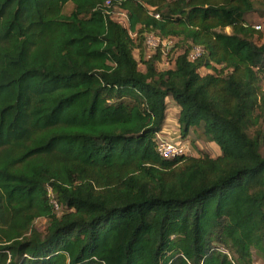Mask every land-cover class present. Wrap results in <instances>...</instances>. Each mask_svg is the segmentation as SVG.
Segmentation results:
<instances>
[{"label":"trees","instance_id":"trees-1","mask_svg":"<svg viewBox=\"0 0 264 264\" xmlns=\"http://www.w3.org/2000/svg\"><path fill=\"white\" fill-rule=\"evenodd\" d=\"M107 1L0 0V264H264V0Z\"/></svg>","mask_w":264,"mask_h":264},{"label":"rangeland","instance_id":"rangeland-1","mask_svg":"<svg viewBox=\"0 0 264 264\" xmlns=\"http://www.w3.org/2000/svg\"><path fill=\"white\" fill-rule=\"evenodd\" d=\"M72 10V5H69L65 12L66 13H69L71 12ZM115 20L117 22H121V23H126V17H125V12H117L116 15H115ZM247 21L253 25L254 27H260L259 31L261 32V35H262V40H261V43L264 42V15H261V14H250L248 15L247 17ZM228 32H230V30L228 29ZM158 40L154 39V38H151L149 39V42H148V51H147V56H151L153 54H155L156 52V48H157V45H158ZM164 47L167 48L165 50L164 48V53L165 55L167 56L171 47H172V43H164ZM172 54V53H170ZM135 56L136 58H139V53L138 52H135ZM172 61L170 59V57H165L164 60L161 62V63H158V69L159 70H166V69H169L172 66ZM144 66L141 65V68H143ZM203 74H205L207 71L205 69H203L201 71ZM171 107H173V103L172 101H170V104H169ZM176 110L177 109H174V108H170L169 110V113L167 115V118L169 119V125L171 126V132L172 133V136H174L172 139H177L178 140V134H179V125L177 124V113H176ZM166 134V137H169V131ZM165 139V138H164ZM168 140H170L171 138H167ZM187 145L190 149V152H189V156H198V155H201V154H205L207 153L208 155L212 156V157H217L220 152H219V148L216 144L214 143H209L208 141L205 140V138L203 139H198L191 133L188 137H187ZM47 225H48V222L46 219H40L36 222L35 224V227L41 231V232H44L47 228ZM256 264H260V263H256Z\"/></svg>","mask_w":264,"mask_h":264},{"label":"built area","instance_id":"built-area-1","mask_svg":"<svg viewBox=\"0 0 264 264\" xmlns=\"http://www.w3.org/2000/svg\"><path fill=\"white\" fill-rule=\"evenodd\" d=\"M112 1L113 0L107 1L106 3L107 9L111 7ZM256 28L259 29L260 27H256ZM157 150H158L159 155L163 158H176V157H180L183 155H188L190 152V149L187 144H184V143L182 144L181 142H172L168 139H164L161 137H160Z\"/></svg>","mask_w":264,"mask_h":264},{"label":"crops","instance_id":"crops-1","mask_svg":"<svg viewBox=\"0 0 264 264\" xmlns=\"http://www.w3.org/2000/svg\"><path fill=\"white\" fill-rule=\"evenodd\" d=\"M173 103V102H172ZM169 104H170V102H169ZM174 104V103H173ZM169 107L170 108H174V109H177L176 110V113H177V120H178V113H179V110H178V108L177 107H175V105H173V107H171L170 105H169ZM170 108H169V110H170ZM168 113H169V111H168ZM169 123V119L167 118V121H166V123H165V126H164V128H163V131H162V133H161V135L163 136V137H165L166 139L167 138H173L174 136H172V133H170L171 132V126L168 124ZM177 124H178V121H177ZM169 131V137H166V134L165 133H167ZM170 140H172V139H170Z\"/></svg>","mask_w":264,"mask_h":264}]
</instances>
